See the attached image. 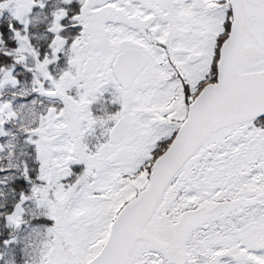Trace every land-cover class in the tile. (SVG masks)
I'll return each instance as SVG.
<instances>
[{
	"label": "snow or ice",
	"instance_id": "6c2138e0",
	"mask_svg": "<svg viewBox=\"0 0 264 264\" xmlns=\"http://www.w3.org/2000/svg\"><path fill=\"white\" fill-rule=\"evenodd\" d=\"M0 264H264V0H0Z\"/></svg>",
	"mask_w": 264,
	"mask_h": 264
}]
</instances>
